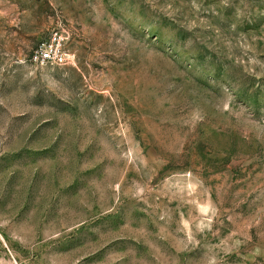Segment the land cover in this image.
Listing matches in <instances>:
<instances>
[{
    "label": "rangeland",
    "instance_id": "rangeland-1",
    "mask_svg": "<svg viewBox=\"0 0 264 264\" xmlns=\"http://www.w3.org/2000/svg\"><path fill=\"white\" fill-rule=\"evenodd\" d=\"M0 264H264V0H0Z\"/></svg>",
    "mask_w": 264,
    "mask_h": 264
},
{
    "label": "built area",
    "instance_id": "built-area-1",
    "mask_svg": "<svg viewBox=\"0 0 264 264\" xmlns=\"http://www.w3.org/2000/svg\"><path fill=\"white\" fill-rule=\"evenodd\" d=\"M70 57L63 48V38L54 32L50 40L36 48L32 60L41 64L65 65L69 63Z\"/></svg>",
    "mask_w": 264,
    "mask_h": 264
}]
</instances>
